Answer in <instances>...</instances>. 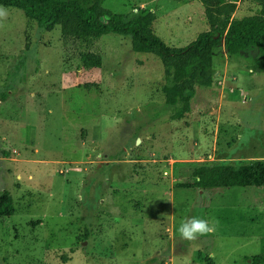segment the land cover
<instances>
[{"label": "rangeland", "instance_id": "1", "mask_svg": "<svg viewBox=\"0 0 264 264\" xmlns=\"http://www.w3.org/2000/svg\"><path fill=\"white\" fill-rule=\"evenodd\" d=\"M72 1V0H63ZM116 14L154 12L155 34L183 48L210 30L200 0H99ZM0 27V264H251L264 255V186L180 189L201 166L264 161V69L257 49L214 57L211 88L172 121L165 73L130 37L64 41L5 8ZM264 14L238 0L236 18ZM99 56L87 67L82 56ZM1 99V97H0ZM200 217L215 231H177Z\"/></svg>", "mask_w": 264, "mask_h": 264}, {"label": "trees", "instance_id": "2", "mask_svg": "<svg viewBox=\"0 0 264 264\" xmlns=\"http://www.w3.org/2000/svg\"><path fill=\"white\" fill-rule=\"evenodd\" d=\"M243 1V0H240ZM210 30L183 48H171L153 29L154 12L135 8L129 15L116 14L103 7L99 0H0V7L20 10L41 29L61 28L64 41L97 40L105 35L130 37L135 53L157 56L164 68L165 103L174 109L172 121L183 119L193 110L198 88H211L214 82L215 54L224 47L229 56H239L248 49H257V64L264 69V14L236 18L238 0H200ZM87 67H99V56H82ZM6 102L8 92L0 93ZM192 183L178 184L180 189H226L264 186V161L248 165L221 163L201 166L194 171ZM16 213L12 195L0 193V217ZM251 264H264V255L246 257Z\"/></svg>", "mask_w": 264, "mask_h": 264}, {"label": "clouds", "instance_id": "3", "mask_svg": "<svg viewBox=\"0 0 264 264\" xmlns=\"http://www.w3.org/2000/svg\"><path fill=\"white\" fill-rule=\"evenodd\" d=\"M7 15V10L0 7V27H3L2 21L6 20ZM177 231L181 239L194 241L200 236L213 233L215 231V224L204 218L190 217L181 221Z\"/></svg>", "mask_w": 264, "mask_h": 264}]
</instances>
